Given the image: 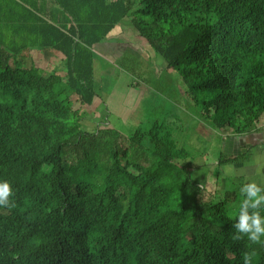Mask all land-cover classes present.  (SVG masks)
<instances>
[{
	"label": "trees",
	"instance_id": "trees-1",
	"mask_svg": "<svg viewBox=\"0 0 264 264\" xmlns=\"http://www.w3.org/2000/svg\"><path fill=\"white\" fill-rule=\"evenodd\" d=\"M190 1L211 9L214 22L154 34L132 24L168 68L194 79L193 104L213 109L201 118L208 128L222 129L233 117L242 118L236 134L252 132L264 112V0H0V181L14 193L12 206L0 207V264H243L252 250L253 264H264V246L231 239L236 213L230 219L218 204L221 224L214 223L198 201L202 188L176 166L189 150L174 129L180 104L171 88L163 95L157 84L155 92L174 112L159 121L147 107L127 136L155 157L139 174L122 165L125 150L109 143L108 132L67 124L66 97L92 104L94 48L134 5L155 24ZM45 49L64 56L66 92L56 77L8 64L22 51ZM244 154L219 153L218 165ZM66 156L74 159L67 167ZM219 174L216 189L227 198Z\"/></svg>",
	"mask_w": 264,
	"mask_h": 264
},
{
	"label": "rangeland",
	"instance_id": "rangeland-1",
	"mask_svg": "<svg viewBox=\"0 0 264 264\" xmlns=\"http://www.w3.org/2000/svg\"><path fill=\"white\" fill-rule=\"evenodd\" d=\"M138 9L139 6L134 5L133 9L129 12L126 17L127 20H125L126 28L124 27L121 31H113V35H119L121 37V41H123L121 44L123 45L117 46L116 50L107 48V52H101L105 57H108L107 64H103L104 69L113 68L114 72L110 74L109 78L105 75H101L100 78L97 79L98 86L100 91H105L110 96H113L115 91H121V93L129 92L130 95H135V98H137L135 102L136 105L138 106L139 102H141L142 105L138 107L141 109V113L139 112V114L142 117H140V119L145 115L143 110L151 111L152 109L156 114V119L159 121H163L162 115L166 113V110L171 109L174 112L164 96L160 95V93L164 95L167 87L169 89L171 88V93H169L170 99L173 96V100L176 104H180L178 105L180 108V114L179 117H177L178 123L175 125L174 129L179 132L182 141L186 143L189 150L186 157L177 160L175 164L189 171L191 178L202 188V193L198 197L199 203L208 208V217L214 223L221 224L220 214L215 211L214 207L218 204H223V214L230 219L233 218L239 204L240 186L235 189L231 188L230 191H227L229 196L226 195L227 198H225L224 195L217 194L215 190H213L212 183H201V180L197 178L201 171L202 161H204L201 160L197 154H199L202 148L207 146H209L211 150H215L213 148H215L218 143V138H216L217 135L215 134L212 137L214 134L212 133V129L208 128L205 120L201 119L202 117L208 118L213 112V109L208 113H203L198 105L193 104L189 96V87L195 82L194 79L184 81L180 78L178 71L168 68L163 59L150 48L146 39L139 35L132 24V20L135 19L148 31L154 34L166 31L171 24L180 26L190 24H212L215 18L213 11L205 8L199 1H190L186 6H178L171 10L173 15L167 20L152 24L151 20L141 18L137 15ZM129 41L130 43H132V41H137L135 50H125L124 45H127ZM117 56L119 60L115 58ZM8 64L20 69L35 67L45 78L51 76L56 77L58 79L56 84L58 89L63 92H66L68 89L64 56L56 51L50 49L41 51H22L18 55L9 57ZM97 76L98 75H96V77ZM157 84L159 85L160 93H155V91L158 90L155 88ZM145 90H147L148 93H146L145 96L143 95L142 101H139L140 95L142 96ZM130 95L127 97L126 101H130L132 98ZM66 100L71 103L70 107L72 110L71 119L67 121V124L73 126V123H76V125L88 131L104 130L108 132L110 135L109 143L119 145L125 150L126 158L122 160V165L128 172L136 175L144 172L153 164L155 160L153 154L138 150L127 140V136L131 134V128L135 126L140 119H138L135 124L124 123L122 115L118 114L115 116L114 113H110L109 116H102L104 118L106 117V120L92 123L87 118L92 110L87 106H83L76 95L67 96ZM177 100L182 101V104L177 102ZM188 100L190 103L187 104V102H189ZM126 101L124 104L127 103ZM198 116L201 117L198 118ZM241 119L242 118L230 117L231 124L226 125L222 129L213 131L222 134L224 138L233 136L236 134L235 126H241ZM197 124L198 127L196 129L199 132L198 134L205 136L206 131L212 134L209 136L211 140L208 141V144H205V146H203L202 143H204L206 139L198 135L196 130L194 131ZM201 146L203 147L201 148ZM208 160H212L211 156ZM73 163L74 159L71 156L65 157L64 165L66 167ZM235 186L237 185L235 184ZM232 193H235V195L232 196Z\"/></svg>",
	"mask_w": 264,
	"mask_h": 264
},
{
	"label": "crops",
	"instance_id": "crops-1",
	"mask_svg": "<svg viewBox=\"0 0 264 264\" xmlns=\"http://www.w3.org/2000/svg\"><path fill=\"white\" fill-rule=\"evenodd\" d=\"M125 20H127L126 17L116 28L112 30V32H110L105 43L95 46L94 48L96 52V60L93 63L95 95L91 105H83L89 107V109L92 110V112L90 111V114L87 117L92 123L106 120V117L104 118L102 116H109L110 113H114L115 116L118 114L122 115L124 118V123L135 124L136 121H138V119L141 117L139 114V112L141 113V109L138 107L142 105L141 102H137L138 106L136 105L135 102L137 98H135V95H130L129 92L121 93V91H115L114 95L110 96L105 91H100L97 80L101 75H105L107 78H109L110 74L114 72L113 68L104 69L103 64H107L108 57H105L103 54H101V52H107V48L110 50H116L117 46L123 45L121 44L123 43V41H121V37L119 35H113V31H121V29L125 27ZM136 42L137 41H132V43H130L129 41L130 44L128 43L127 45H124L125 50H135ZM115 58L119 60L118 56ZM96 75L98 76L96 77ZM167 90L168 87L166 91ZM146 93H148L147 90H145L142 96L140 95L138 100L142 101L143 95L145 96ZM129 95L132 98L130 101H126ZM125 101L127 102L126 104H124ZM196 133H199L197 129ZM212 133L214 134L212 135L206 131L205 136L198 134L203 139L207 140L202 143L203 146H205V144L207 145L208 141L211 140V137L209 139V136L212 135L213 137L216 134V138H218L217 146L213 148L215 150H211L209 146L204 148L201 146L202 149L199 151V154H197L201 160H204L201 164L199 177H197L198 180H201V183H212L213 190H215V192L220 195H222L221 192L219 193L216 189L218 172L220 173V187L223 191H230L231 188H238L242 185V183L245 182V177H247L249 180H255L257 183L264 185V112L255 122V129L252 132L246 134H234L233 136H228L226 138H224V136L222 137V134L213 130ZM242 150L245 152V154L243 155V160L241 162L235 164H226L219 167L217 161L219 153L238 157ZM210 156L212 158L211 161L208 160ZM241 169L244 170V175H237L236 173H238ZM235 184L237 186H235Z\"/></svg>",
	"mask_w": 264,
	"mask_h": 264
},
{
	"label": "clouds",
	"instance_id": "clouds-1",
	"mask_svg": "<svg viewBox=\"0 0 264 264\" xmlns=\"http://www.w3.org/2000/svg\"><path fill=\"white\" fill-rule=\"evenodd\" d=\"M236 174L244 175V170L241 169ZM239 192L241 199L237 206L231 239L240 241L246 237L250 244L264 246V215L261 214L264 209V185L245 177ZM13 196L12 185L8 181H0V207H11ZM255 255L254 250L244 252L243 264H253Z\"/></svg>",
	"mask_w": 264,
	"mask_h": 264
}]
</instances>
